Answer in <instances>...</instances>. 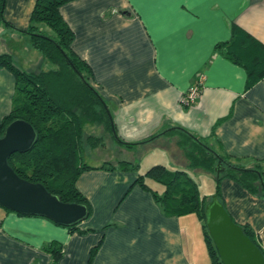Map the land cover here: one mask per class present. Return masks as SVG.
Wrapping results in <instances>:
<instances>
[{
  "label": "crops",
  "instance_id": "1",
  "mask_svg": "<svg viewBox=\"0 0 264 264\" xmlns=\"http://www.w3.org/2000/svg\"><path fill=\"white\" fill-rule=\"evenodd\" d=\"M35 3L6 0L11 25L0 22V53L29 71L47 62L25 32ZM61 13L75 33L73 48L93 70L118 138L138 142L129 150L152 146L155 156L160 146L158 164L188 169L184 152L174 147L177 137L162 134L178 126L227 160L264 170V75H251L264 69V0H72ZM200 75V95L182 102ZM15 90V75L0 67V122ZM120 160L139 163L106 161ZM101 165L77 180L93 204L78 225L84 232L0 205V264H212L195 213L167 214L151 191L134 184L135 169ZM221 191L234 220L249 225L264 247V191L254 194L229 177ZM54 241L63 246L58 261L47 249Z\"/></svg>",
  "mask_w": 264,
  "mask_h": 264
},
{
  "label": "trees",
  "instance_id": "2",
  "mask_svg": "<svg viewBox=\"0 0 264 264\" xmlns=\"http://www.w3.org/2000/svg\"><path fill=\"white\" fill-rule=\"evenodd\" d=\"M69 1L72 0H36L25 30L32 46L43 54L51 67L29 71L20 68L10 53H0V67L8 68L16 78L13 106L0 122V135L14 119L31 122L38 134L37 141L29 151L14 153L9 159L11 166L21 177L43 183L61 200L85 204L89 217L91 203L77 187V180L84 170L95 166L85 162L83 146L85 142L92 147L104 146L105 140L103 136L88 133L87 125L103 126L124 146L132 147L138 142L118 138L107 102L94 84L91 66L73 48L75 33L61 13L62 5ZM5 6L6 0H0V22L11 25L5 18ZM251 75L254 79L262 77L264 69H252ZM162 134L178 137L177 145L189 162L188 169H201L215 175V193L222 203L221 181L226 177L238 181L254 194H263L262 168H246L227 160L215 148L184 128L170 126ZM139 165L127 160H120L116 165L106 161L100 168L127 170L137 169ZM188 169L172 170L163 164H155L145 174H139L134 183L139 181L141 187L151 191L169 215L195 213L202 221L212 264H223L206 225L205 209L212 195L201 194L198 182ZM145 177L162 183L164 190L159 192L153 188ZM78 225L74 223L67 227L71 231L84 232L79 230ZM243 227L264 253L255 231L249 225ZM47 249L53 253L55 261L63 254V246L56 241L49 243Z\"/></svg>",
  "mask_w": 264,
  "mask_h": 264
},
{
  "label": "water",
  "instance_id": "3",
  "mask_svg": "<svg viewBox=\"0 0 264 264\" xmlns=\"http://www.w3.org/2000/svg\"><path fill=\"white\" fill-rule=\"evenodd\" d=\"M37 137L32 123L22 118L11 121L0 135V205L21 214L45 216L60 225L80 223L88 216L85 204L61 200L43 183L21 177L11 166L10 157L29 151ZM205 213L207 229L223 264H264L262 249L234 220L217 193Z\"/></svg>",
  "mask_w": 264,
  "mask_h": 264
},
{
  "label": "rangeland",
  "instance_id": "4",
  "mask_svg": "<svg viewBox=\"0 0 264 264\" xmlns=\"http://www.w3.org/2000/svg\"><path fill=\"white\" fill-rule=\"evenodd\" d=\"M52 65L49 62H45L42 66V68H49ZM86 130L88 133H92L95 135L103 136L105 140L104 146H97L92 147L89 143L85 142L83 149H84V155H85V162H88L91 165H101L106 160H116V159H133V160H139V163H141L137 169L134 171L141 174H145L153 165L158 164L159 161H155L157 157L162 155V148L160 146L156 147V149H159L160 154H156L155 156L153 154H150V150L152 149V146L143 147L139 149H133L132 151L129 150L126 146L123 144L116 143L112 136L106 132L101 125L96 124H89L86 127ZM177 137V136H176ZM178 139V137H177ZM174 147L177 151L179 146L174 144ZM178 147V148H177ZM154 148V147H153ZM161 149V150H160ZM169 168L172 170L177 169V165L174 166L171 163H169ZM182 168V167H179ZM187 169V167H184ZM192 176L197 180L199 189L202 195H213L216 192V186L217 181L216 178L213 177L211 174L204 172V171H193L188 170ZM212 177V178H211ZM145 181L148 182L153 188L157 189L159 192L164 189V185L162 183L156 182L154 180H151L148 177H145ZM134 184H139V181H136ZM143 188V187H142ZM144 190L149 191L148 189L143 188ZM150 192V191H149ZM90 201V200H89ZM91 203V207L93 209V204ZM192 217H196V214H190ZM196 222L198 223V228L201 227L202 229V223L199 222L197 217L195 218ZM201 225V226H200ZM208 248V247H207Z\"/></svg>",
  "mask_w": 264,
  "mask_h": 264
},
{
  "label": "built area",
  "instance_id": "5",
  "mask_svg": "<svg viewBox=\"0 0 264 264\" xmlns=\"http://www.w3.org/2000/svg\"><path fill=\"white\" fill-rule=\"evenodd\" d=\"M202 81L203 75H200L197 84L190 88L189 92L182 97L181 101L186 103L195 102L196 98L200 95Z\"/></svg>",
  "mask_w": 264,
  "mask_h": 264
}]
</instances>
